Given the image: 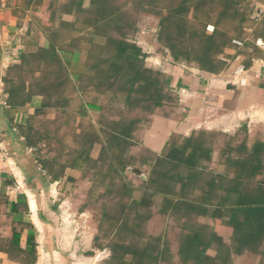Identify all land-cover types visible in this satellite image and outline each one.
Wrapping results in <instances>:
<instances>
[{"label":"trees","instance_id":"obj_1","mask_svg":"<svg viewBox=\"0 0 264 264\" xmlns=\"http://www.w3.org/2000/svg\"><path fill=\"white\" fill-rule=\"evenodd\" d=\"M254 1L25 0V8L44 11L33 34L44 31L46 46L23 51L7 68L4 104L41 95L16 128L40 168L71 183L77 210L91 212L92 245L109 250L100 264H264V140L247 146L242 128L172 133L159 153L138 142L150 115L177 117L178 101L168 75L145 63L135 40L139 17L156 19L155 52L217 74L235 56L248 66L255 54L226 52L246 24L252 39L264 30ZM73 52L75 78L63 59ZM15 227L0 237V250L34 264V240L18 247Z\"/></svg>","mask_w":264,"mask_h":264},{"label":"crops","instance_id":"obj_2","mask_svg":"<svg viewBox=\"0 0 264 264\" xmlns=\"http://www.w3.org/2000/svg\"><path fill=\"white\" fill-rule=\"evenodd\" d=\"M254 2L256 6L252 16L256 24L264 26V2ZM256 9L259 11L255 16ZM26 29L15 11L6 8L0 0V99L3 101L0 104V237L10 236L11 227L15 225L19 234L14 237V243L18 247H28L30 236L35 242L34 264H62L70 235L65 232L67 228L62 227L57 199L70 204L71 183L65 178L52 180L37 164L33 146L25 143L16 128L17 122L25 121L27 114L40 106L42 97L32 94L24 106L4 104L3 78L7 68L19 61L23 51L34 49L38 44L46 46V37L33 34L32 29L28 36L31 37V45L27 44ZM251 30L252 27L246 24L243 37L239 39L241 44L232 41L233 46L226 49L229 54H234L237 49L245 53L255 52L248 66H244L247 82L243 86L230 82L228 74L243 65L244 55L230 59L227 68L215 74L193 65L173 63L169 57L154 51L150 53L148 43L139 37V43L147 53L146 65L159 68L168 75L169 84L178 99L177 117L150 115V123L140 130L138 142L141 145L159 153L172 133L188 136L198 129L233 135L240 134V130L245 128L246 145L249 147L256 138L264 140V49L255 42L257 38L264 41V30L255 39L251 37ZM63 59L75 78L78 53L73 52ZM249 109L252 111L248 117L246 111ZM217 158L214 151L212 163ZM130 171L144 175L136 166L130 167ZM0 264L23 263L0 250Z\"/></svg>","mask_w":264,"mask_h":264},{"label":"rangeland","instance_id":"obj_3","mask_svg":"<svg viewBox=\"0 0 264 264\" xmlns=\"http://www.w3.org/2000/svg\"><path fill=\"white\" fill-rule=\"evenodd\" d=\"M1 1L5 3L6 8H12L15 11L19 20L22 21L26 27H32L34 33L39 30L38 19L42 17L44 12L43 9L25 8V0ZM47 1L48 0H42L44 5ZM155 20L156 19L153 16H140L137 24L138 31L135 36V40L138 43L140 38L142 41L144 39L148 43V46L151 48L150 53L156 48V41L152 38L155 29ZM39 35L46 37L45 32L42 30L39 32ZM144 46L146 47V45ZM146 49H148V47H146ZM51 114L52 113H50V115ZM58 202L57 213L59 217L64 215L62 210L66 209L65 213L70 214V220H74L71 226L65 231L70 236L67 238V245L65 246L66 250H64L66 257L63 259L64 262L62 264H100L105 258H107L109 250L106 247L98 248L92 245V238L95 233V222L92 221L91 212L87 210L78 211L76 205L71 200L70 204L65 203L64 201L61 202L57 199V203ZM62 227H64V224ZM63 233L64 232H62V234ZM73 250L76 251V254L73 253Z\"/></svg>","mask_w":264,"mask_h":264},{"label":"built area","instance_id":"obj_4","mask_svg":"<svg viewBox=\"0 0 264 264\" xmlns=\"http://www.w3.org/2000/svg\"><path fill=\"white\" fill-rule=\"evenodd\" d=\"M207 28L209 30L212 29V26L211 25H208ZM233 42L240 45L241 44V41L239 39H233ZM256 44L258 46H260L262 49H264V41L260 38H257L255 40ZM228 80L232 83H235V84H238V85H245L246 82H247V73H246V68L243 66V65H239L237 66L231 73L228 74ZM180 92H183V90H181ZM3 101L0 99V104H2ZM251 109L247 110L246 111V116L249 117V114L251 113ZM66 209L65 210H62V213L64 215H62L61 219H62V222L64 224V227L68 228L69 226H71V224L74 222V220H70L69 218V213H65ZM76 254V251L73 250ZM74 254V255H75Z\"/></svg>","mask_w":264,"mask_h":264},{"label":"water","instance_id":"obj_5","mask_svg":"<svg viewBox=\"0 0 264 264\" xmlns=\"http://www.w3.org/2000/svg\"><path fill=\"white\" fill-rule=\"evenodd\" d=\"M258 11H259V9H256V10H255V14H254L255 16L257 15V12H258ZM137 174L140 175V176H142V177H144V175H143L142 173H137Z\"/></svg>","mask_w":264,"mask_h":264}]
</instances>
